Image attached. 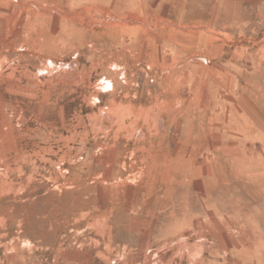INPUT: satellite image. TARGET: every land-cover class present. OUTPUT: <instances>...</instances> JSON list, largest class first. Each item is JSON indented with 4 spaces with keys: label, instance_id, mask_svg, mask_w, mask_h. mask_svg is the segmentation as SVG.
I'll return each mask as SVG.
<instances>
[{
    "label": "rangeland",
    "instance_id": "rangeland-1",
    "mask_svg": "<svg viewBox=\"0 0 264 264\" xmlns=\"http://www.w3.org/2000/svg\"><path fill=\"white\" fill-rule=\"evenodd\" d=\"M0 264H264V0H0Z\"/></svg>",
    "mask_w": 264,
    "mask_h": 264
}]
</instances>
